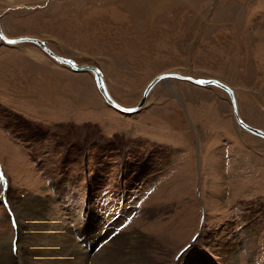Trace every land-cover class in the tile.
Masks as SVG:
<instances>
[{
	"label": "rangeland",
	"instance_id": "obj_1",
	"mask_svg": "<svg viewBox=\"0 0 264 264\" xmlns=\"http://www.w3.org/2000/svg\"><path fill=\"white\" fill-rule=\"evenodd\" d=\"M163 1L0 0V26L95 66L124 107L159 73L215 78L264 130V0ZM24 199L46 206L19 235ZM60 230L99 264H264V140L222 89L171 78L125 115L89 72L0 41V264H42Z\"/></svg>",
	"mask_w": 264,
	"mask_h": 264
},
{
	"label": "bare ground",
	"instance_id": "obj_2",
	"mask_svg": "<svg viewBox=\"0 0 264 264\" xmlns=\"http://www.w3.org/2000/svg\"><path fill=\"white\" fill-rule=\"evenodd\" d=\"M137 1H141V3L142 4H144V7H145V10L147 11V12H152L151 14H154V13H156V11H157V7L160 5V4H162V3H164V1L163 0H159L158 1V4H156V2L155 1H157V0H137ZM0 28H1V26H0ZM1 31H2V29H1ZM2 33H3V31H2ZM4 34V33H3ZM4 36L5 37H7L5 34H4ZM8 38V37H7ZM28 38H31V37H28ZM33 40H35V41H39V39H36V38H32ZM1 41V40H0ZM2 43H4V42H2ZM19 43H32V44H35L37 47H39L40 48V50L42 51V49H41V47L39 46V45H37L36 43H34V41H19V42H14V43H12V44H7V43H4L5 45H8V46H14V45H17V44H19ZM43 44H44V46H45V48L46 49H48L49 51H51L52 52V54L54 55V56H56V57H61V56H58V55H56L48 46H46V44L43 42ZM43 52V51H42ZM44 53V52H43ZM45 55H47L46 53H44ZM52 61H54L55 63H58V64H60L59 62H57V61H55L53 58H51L49 55H47ZM60 65H62V64H60ZM77 66H79V64H76ZM71 70V69H70ZM71 71H73V72H76V73H83L84 71H79V70H71ZM180 74V73H179ZM181 75H183V74H181ZM101 76H102V81H103V83H104V88H105V90H106V92H107V94H108V96L110 97V99L113 101V102H115V103H117L118 105H120L118 102H116V100H114V98H113V96L111 95V93H110V91H109V89H108V87H107V85H106V83H105V80H104V77H103V75H102V73H101ZM186 76V75H185ZM191 79H194V80H197L198 81V79H196V78H194V77H191V76H189ZM168 79H171V78H162V79H160V80H158L156 83H154L153 84V86L146 92V94H143V92H142V95H141V98L139 99V102L135 105V106H133V107H129L130 109H132V108H135L133 111H131L130 113H132V112H135L136 110H138V109H140L141 107H143L144 105H145V103H146V101H147V97H148V95L150 94V92L157 86V85H159V84H164ZM172 79H174V78H172ZM175 80H178V79H175ZM186 81H188V80H186ZM200 81V80H199ZM189 82V81H188ZM220 82V81H219ZM220 83H222V82H220ZM222 84H224V83H222ZM193 85H195V84H193ZM225 86H227V87H229L228 85H226V84H224ZM195 86H197V87H214V86H212V85H210V84H207V85H202V86H200V85H195ZM96 87V86H95ZM215 88H217V89H219V90H221L220 88H218V87H215ZM230 88V87H229ZM231 89V88H230ZM96 90H97V88H96ZM97 92H98V90H97ZM231 92H232V99H233V101H234V104H235V107H236V111H237V113H238V109H237V103H236V93L231 89ZM99 93V92H98ZM99 95H100V93H99ZM101 96V95H100ZM103 99V98H102ZM104 101V100H103ZM105 103V102H104ZM106 104V103H105ZM107 105V104H106ZM120 106H122V105H120ZM110 107V106H109ZM122 107H124V106H122ZM111 109H113V110H115L114 108H112V107H110ZM125 108H128V107H125ZM116 112H118V113H121V114H129V113H122V112H119V111H117V110H115ZM238 116H239V114H238ZM239 118H240V116H239ZM241 119V118H240ZM235 121V120H234ZM237 122V123H236ZM241 122L242 123H244L243 121H242V119H241ZM235 124H236V126L238 125L241 129H243V127L242 126H240V124H238V121H235ZM244 124H246V123H244ZM247 125V124H246ZM249 126V125H248ZM249 127H251V126H249ZM244 130V129H243ZM256 137H258V136H256ZM259 138H261V139H263L264 140V138H262V137H259ZM45 202L44 201H42V200H33V199H24L23 201H21V202H18V203H16L15 205H12V209H13V211H14V216L15 217H17L18 218V224H17V228H18V234L20 235L21 234V232L23 231V225H22V222L20 221V217H19V214L21 213L23 216H25V215H27V216H29V217H31V219H35V220H38L39 218H41V213H40V210L41 209H39L40 207H43V208H45ZM22 219V218H21ZM82 230H83V228H81ZM81 230V233H83V231ZM61 232H63L65 235H61L60 236V238H52V237H49L48 235H47V233H48V231H46V233H43V238H42V240L41 241H46V242H43L42 243V247L40 248V247H37V248H35L34 250L35 251H42V253H43V259H44V261H42V264H61L60 262H63V263H65L66 261H65V258H67V260H71L73 263H76V264H85V262L84 261H86V262H91V264H99V262L101 261L100 260V258H102L100 255H97V254H88L87 253V255H85V257L83 258V254H82V251H81V249L78 247L79 245L78 244H76V243H74L72 240H71V238L69 237V235H68V233L65 231H62V230H60ZM24 232V231H23ZM61 232H59V231H56L55 233L56 234H61ZM98 234H100V233H98ZM84 234H83V236H80V240L81 241H83V239H84ZM124 237V236H123ZM120 242H121V240H120ZM120 242H118L117 241V244H119ZM116 243V242H115ZM122 243V242H121ZM10 244H11V242H10V240H9V246H10ZM70 246L72 247V249L73 250H75L76 251V253H69L70 252ZM104 248V247H103ZM32 249V248H31ZM117 250H118V248H117ZM104 251H106L105 249L103 250V252ZM72 252V251H71ZM116 252V251H115ZM11 253V252H10ZM65 253V255L63 256V259H64V261H58V258H54L53 256H54V254H56V256L57 255H63ZM85 253V252H84ZM118 254V253H117ZM9 256V258L12 260H14V256L13 255H11V254H8ZM113 255V254H112ZM88 256V257H87ZM229 257H230V255H228ZM87 257V258H86ZM104 257H106V256H104ZM111 257V256H110ZM110 257H108L109 259H110ZM103 259V258H102ZM106 259H107V257H106ZM109 259L107 260V262L108 263H113V262H109ZM115 259H116V257H115ZM42 260V259H41ZM100 260V261H99ZM111 260V259H110ZM114 260V259H113ZM117 260V259H116ZM20 261V260H19ZM7 262V261H6ZM8 263V262H7ZM105 263V262H104ZM4 264V263H3ZM6 264V263H5ZM9 264H15L13 261H9ZM101 264V263H100ZM118 264V263H117ZM120 264V263H119Z\"/></svg>",
	"mask_w": 264,
	"mask_h": 264
},
{
	"label": "water",
	"instance_id": "obj_3",
	"mask_svg": "<svg viewBox=\"0 0 264 264\" xmlns=\"http://www.w3.org/2000/svg\"><path fill=\"white\" fill-rule=\"evenodd\" d=\"M0 40L4 43H7V44H12V43H10V41H12L13 43L19 42V41H34V43H36L37 45H39L41 47V49L44 53L49 55L55 61L62 64L64 67H68L69 69L74 70V71L79 70V71L89 72L91 77L93 78V81L95 83V86H96L98 92L100 93L104 102L108 106H110V107L114 108L115 110L122 112V113H130L131 111H133L135 109V108L130 109L129 107L128 108L122 107L110 99V97L108 96V94H107V92L103 86L104 83L102 81V76L100 74V71L95 66H91V65H87V64L82 65V66H77L75 64V62L71 59H68L65 57H56L52 54L51 51H49L48 49L45 48L43 41H41V40L35 41L32 38H28V37L7 38L2 33L1 28H0ZM162 78H174V79H178V80H188L192 84L200 85V86L210 84L214 87H218V88L222 89L228 95L231 110H232L233 119L235 121H238V124H240V126L243 127L244 131H246V132H248L254 136L264 138V130L259 129V128H255V127H249L248 125L241 122V119L238 116L234 101H233L232 96H231L232 95L231 89L229 87L225 86L224 84L220 83L215 78H208V79L203 80V81H201V80L197 81V80L191 79L189 76L181 75V74L176 73V72H168V73L163 72V73L157 74L155 77H153L150 81H148L146 83L145 87L143 88V94H146V92L153 86V84Z\"/></svg>",
	"mask_w": 264,
	"mask_h": 264
},
{
	"label": "snow or ice",
	"instance_id": "obj_4",
	"mask_svg": "<svg viewBox=\"0 0 264 264\" xmlns=\"http://www.w3.org/2000/svg\"><path fill=\"white\" fill-rule=\"evenodd\" d=\"M10 43H13L12 41H10Z\"/></svg>",
	"mask_w": 264,
	"mask_h": 264
}]
</instances>
